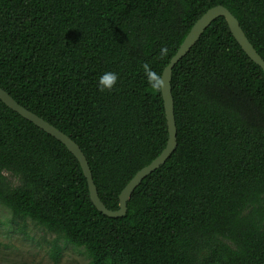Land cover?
<instances>
[{
	"label": "trees",
	"instance_id": "16d2710c",
	"mask_svg": "<svg viewBox=\"0 0 264 264\" xmlns=\"http://www.w3.org/2000/svg\"><path fill=\"white\" fill-rule=\"evenodd\" d=\"M215 5L264 60V0H0V87L78 144L108 210L168 139L142 65L161 78ZM109 71L117 81L102 92ZM170 84L176 147L121 217L93 205L63 143L0 100V205L52 233L54 258L63 240L89 264H264V71L219 16Z\"/></svg>",
	"mask_w": 264,
	"mask_h": 264
},
{
	"label": "water",
	"instance_id": "95a60500",
	"mask_svg": "<svg viewBox=\"0 0 264 264\" xmlns=\"http://www.w3.org/2000/svg\"><path fill=\"white\" fill-rule=\"evenodd\" d=\"M223 16L228 24V27L241 46L243 51L248 57L261 67L264 71V60L256 52L244 32L240 28L238 20L232 15V13L222 5H215L207 9L193 24L184 40L180 44L176 53L172 56L169 63L165 66L161 74V94L164 103V110L168 127V139L166 146L161 153L154 158L148 165L141 168L135 173V175L129 180L125 187L119 194V208L116 210H108L101 202L96 186L93 182L91 170L89 168L86 157L81 151L77 143H75L68 135L51 125L49 122L36 115L32 111L26 109L20 105L15 99L12 98L4 89L0 87V100L11 110L33 123L38 128L45 131L47 134L53 136L55 139L63 143L66 148L75 156L78 160L83 174L86 178L90 200L93 205L103 214L110 217H121L126 212V202L130 197V194L134 188L142 181L144 177L150 174L152 171L162 165L166 159L171 155L176 147V127L173 113V98L171 94V73L173 66L189 51V49L195 44L205 28L217 17Z\"/></svg>",
	"mask_w": 264,
	"mask_h": 264
},
{
	"label": "rangeland",
	"instance_id": "374dc122",
	"mask_svg": "<svg viewBox=\"0 0 264 264\" xmlns=\"http://www.w3.org/2000/svg\"><path fill=\"white\" fill-rule=\"evenodd\" d=\"M53 238L52 233L27 219H13L9 209L0 205V264H89L82 247L63 240L58 242L61 254L54 258Z\"/></svg>",
	"mask_w": 264,
	"mask_h": 264
},
{
	"label": "clouds",
	"instance_id": "9594fccd",
	"mask_svg": "<svg viewBox=\"0 0 264 264\" xmlns=\"http://www.w3.org/2000/svg\"><path fill=\"white\" fill-rule=\"evenodd\" d=\"M166 53H167V49L161 48L160 55L164 56ZM142 67L145 71L149 90L153 92L159 91L161 88V84H162L160 76L157 73L153 72L147 63L143 64ZM117 77H118V74L115 72L109 71V72L104 73L99 78V82H98L99 90L102 92L105 90H108V91L113 90V85L116 83Z\"/></svg>",
	"mask_w": 264,
	"mask_h": 264
}]
</instances>
